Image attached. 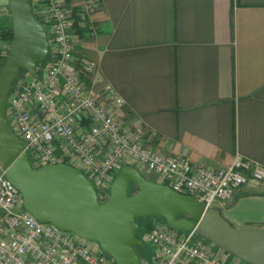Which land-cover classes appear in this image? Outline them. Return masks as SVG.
Returning a JSON list of instances; mask_svg holds the SVG:
<instances>
[{
    "label": "crops",
    "instance_id": "crops-1",
    "mask_svg": "<svg viewBox=\"0 0 264 264\" xmlns=\"http://www.w3.org/2000/svg\"><path fill=\"white\" fill-rule=\"evenodd\" d=\"M86 1L67 0V8L75 13ZM99 2L89 17L95 33L79 31L74 52L94 62L85 79L104 106L130 130L141 127L145 143L162 154L214 167L237 157L264 166V0ZM0 19L12 28L1 2ZM127 164L162 182L145 166ZM217 206L235 226L264 227V181L250 180ZM203 243L228 263L247 264ZM146 245L137 251L150 264L154 250Z\"/></svg>",
    "mask_w": 264,
    "mask_h": 264
},
{
    "label": "built area",
    "instance_id": "built-area-1",
    "mask_svg": "<svg viewBox=\"0 0 264 264\" xmlns=\"http://www.w3.org/2000/svg\"><path fill=\"white\" fill-rule=\"evenodd\" d=\"M99 5V0H87L73 13L67 0H34L50 53L39 66V77L26 71L15 81L7 103L9 122L26 142L22 152L28 153L32 166L63 162L78 167L94 182L100 197L110 195L121 167L134 162L159 174L174 190L194 196L206 209L232 200L250 180L264 181V166L250 159L237 157L230 166L214 167L157 152L145 143L141 127L130 130L90 92L85 76L93 71L94 62L76 59L75 36L79 31L95 33L89 17ZM9 45L0 36V68ZM112 94L116 106H121L123 98ZM104 142L106 153L101 152ZM0 169V264H116L101 247L95 248V241L39 221L24 208L21 191L1 164ZM150 219L148 229L140 231V238L154 250L150 264H232L198 241L195 231L182 232L164 219Z\"/></svg>",
    "mask_w": 264,
    "mask_h": 264
},
{
    "label": "water",
    "instance_id": "water-1",
    "mask_svg": "<svg viewBox=\"0 0 264 264\" xmlns=\"http://www.w3.org/2000/svg\"><path fill=\"white\" fill-rule=\"evenodd\" d=\"M7 10L12 40L0 68V164L21 191L26 210L41 222L99 243L116 264H144L137 251L146 246L138 236V219L151 217H162L175 230L195 231L249 264H264V227L235 226L221 207L206 209L194 196L148 179L133 165L121 167L104 201L78 167L63 162L32 166L28 153L22 152L26 142L9 122L8 95L22 70L39 77L50 40L34 0H8Z\"/></svg>",
    "mask_w": 264,
    "mask_h": 264
},
{
    "label": "rangeland",
    "instance_id": "rangeland-1",
    "mask_svg": "<svg viewBox=\"0 0 264 264\" xmlns=\"http://www.w3.org/2000/svg\"><path fill=\"white\" fill-rule=\"evenodd\" d=\"M7 1L8 0H0V2L2 3V4H4V5H6V7H7ZM45 63H43L42 65H44ZM24 74V73H23ZM0 171H1V169H0ZM109 196V194H106V195H103L102 193L100 194V200L101 201H104L105 199H107V197ZM160 219H163L162 217H159ZM145 219H147V218H139V223H140V225H141V231H143V230H145L144 229V226H143V220H145ZM138 236L140 237V232L138 233ZM196 239L198 240V241H200V242H208V243H212V244H214L213 242H211V241H209V240H207V239H205V238H203V237H200V236H196ZM100 247V245H99V243H95V248H99ZM144 248H147V250L149 249V247H147V245L146 246H144ZM219 248V247H218ZM219 249H221V248H219ZM220 254V253H219ZM224 254V253H223ZM222 255V254H221ZM247 263V262H246ZM247 264H249V263H247Z\"/></svg>",
    "mask_w": 264,
    "mask_h": 264
},
{
    "label": "trees",
    "instance_id": "trees-1",
    "mask_svg": "<svg viewBox=\"0 0 264 264\" xmlns=\"http://www.w3.org/2000/svg\"><path fill=\"white\" fill-rule=\"evenodd\" d=\"M0 36L2 37V38H4L5 40H7L8 42H11V40H12V28H10L9 30H4V31H0ZM6 54H7V50H6V52H5V55L3 56V57H6ZM42 65V64H41ZM40 65V66H41ZM26 71L25 70H22V73H21V75L23 74V73H25ZM164 183V182H163ZM136 190V188L134 187L133 189H132V191H135ZM138 222H139V219H138ZM140 224V223H139ZM142 227H141V225H140V231L142 230L141 229ZM145 230L146 229H148V227L146 226L145 228H144ZM139 231V232H140ZM223 252H225V253H229V252H227V251H225V250H223V249H221ZM231 254V253H230Z\"/></svg>",
    "mask_w": 264,
    "mask_h": 264
}]
</instances>
